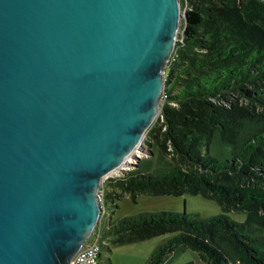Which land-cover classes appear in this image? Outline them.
<instances>
[{
	"label": "water",
	"instance_id": "water-1",
	"mask_svg": "<svg viewBox=\"0 0 264 264\" xmlns=\"http://www.w3.org/2000/svg\"><path fill=\"white\" fill-rule=\"evenodd\" d=\"M183 17L180 0H0V264H69L88 239Z\"/></svg>",
	"mask_w": 264,
	"mask_h": 264
},
{
	"label": "trees",
	"instance_id": "trees-1",
	"mask_svg": "<svg viewBox=\"0 0 264 264\" xmlns=\"http://www.w3.org/2000/svg\"><path fill=\"white\" fill-rule=\"evenodd\" d=\"M180 1L184 17L144 156L104 182L105 207L123 195L191 194L214 200L221 212L104 216L101 248L108 239L173 233L144 264H163L184 249L205 264H264V0Z\"/></svg>",
	"mask_w": 264,
	"mask_h": 264
},
{
	"label": "rangeland",
	"instance_id": "rangeland-1",
	"mask_svg": "<svg viewBox=\"0 0 264 264\" xmlns=\"http://www.w3.org/2000/svg\"><path fill=\"white\" fill-rule=\"evenodd\" d=\"M141 156L144 155L142 154ZM156 156L157 152L155 151L154 158ZM114 202L117 206L106 211V216H110L112 220L123 216L137 215L142 212L197 213L202 218L221 212L219 205L214 200L191 194L179 196L137 194L135 201L127 195H123L120 198H116ZM109 204H111L110 201L107 207H109ZM230 216L237 221L244 220L243 213L231 212ZM172 235L173 233H164L125 244H114L108 239L100 250L98 264H144L155 247L164 243ZM185 262L205 264L199 260L197 253L191 249H184L169 255L163 264H181Z\"/></svg>",
	"mask_w": 264,
	"mask_h": 264
},
{
	"label": "built area",
	"instance_id": "built-area-1",
	"mask_svg": "<svg viewBox=\"0 0 264 264\" xmlns=\"http://www.w3.org/2000/svg\"><path fill=\"white\" fill-rule=\"evenodd\" d=\"M176 39L178 40V38ZM134 154H138L139 157H141L143 153H138V151H135ZM129 158L131 160L128 161ZM129 158L127 159V162H131V163L135 162L134 159H132L131 157ZM130 168L131 167L120 166L103 176L102 181L99 186V190H98V201L101 204V215L97 221V223L99 224L97 226V229L92 231V233L90 234L88 239L85 241V243L80 247V249L70 259L69 264H98L99 263V254L101 250V239L99 235L101 222H99V220H101V218L106 216V211H107L105 207L103 184L106 180L110 178L123 176L124 172H126Z\"/></svg>",
	"mask_w": 264,
	"mask_h": 264
},
{
	"label": "bare ground",
	"instance_id": "bare-ground-1",
	"mask_svg": "<svg viewBox=\"0 0 264 264\" xmlns=\"http://www.w3.org/2000/svg\"><path fill=\"white\" fill-rule=\"evenodd\" d=\"M131 160L130 158L128 159V161Z\"/></svg>",
	"mask_w": 264,
	"mask_h": 264
}]
</instances>
